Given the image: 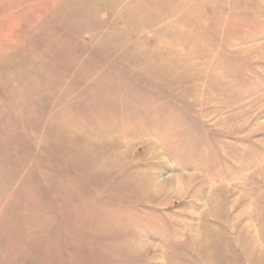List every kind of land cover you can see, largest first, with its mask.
<instances>
[{
    "label": "rangeland",
    "instance_id": "374dc122",
    "mask_svg": "<svg viewBox=\"0 0 264 264\" xmlns=\"http://www.w3.org/2000/svg\"><path fill=\"white\" fill-rule=\"evenodd\" d=\"M0 264H264V0H0Z\"/></svg>",
    "mask_w": 264,
    "mask_h": 264
}]
</instances>
